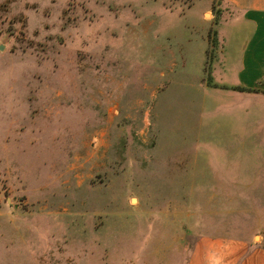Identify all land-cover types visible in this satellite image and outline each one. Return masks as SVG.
Listing matches in <instances>:
<instances>
[{
	"label": "rangeland",
	"instance_id": "1",
	"mask_svg": "<svg viewBox=\"0 0 264 264\" xmlns=\"http://www.w3.org/2000/svg\"><path fill=\"white\" fill-rule=\"evenodd\" d=\"M206 1L0 0V264H185L200 239H264L261 148H244V179H197L204 158L173 153L193 128L154 126L159 41L198 51L211 29L212 64L218 27H241L223 0L204 20ZM182 62L169 92L194 84Z\"/></svg>",
	"mask_w": 264,
	"mask_h": 264
},
{
	"label": "crops",
	"instance_id": "2",
	"mask_svg": "<svg viewBox=\"0 0 264 264\" xmlns=\"http://www.w3.org/2000/svg\"><path fill=\"white\" fill-rule=\"evenodd\" d=\"M223 1L234 10L232 16L227 14L226 19L236 20L241 27L237 30L218 27L222 45L215 54V63H208L211 29L198 33L203 43L198 51L188 49L186 53L180 45L173 48L170 36L165 39L169 45L162 44L161 40L159 43L155 41L159 44L156 45L157 53H163L161 59L165 61L168 58V61L164 65L167 73L161 70L160 79L155 77L153 80L154 99L160 100L156 105L158 118L154 126L185 127L187 122V127L193 128L194 135L192 129L189 130L191 143L187 144L186 141L178 153H173L182 159L192 158L190 163L194 165L200 164V157L204 158L201 164L206 167L199 170L195 168L197 179H244V176H238L245 174L244 148H261L260 153L264 155V0ZM206 2L202 6L204 20L206 16L214 18L212 6L215 0ZM247 29L249 35L237 68L234 73H230V59L224 63L227 48L235 44L236 37ZM186 43L189 45L192 41L187 40ZM195 52L200 56V64L197 68V64L195 66L199 71L196 75L192 71L189 74L185 69L190 67V58ZM177 57L183 61L182 76L185 77L181 80L183 83L193 81L194 84L186 91L169 92L165 82L168 80V71L176 72ZM207 76L212 78L211 83ZM162 77L167 80L163 82ZM171 117L177 120L180 117L182 124H175ZM185 147L187 152L183 151ZM218 157H222L221 160ZM259 169L260 173L264 172L262 167ZM263 242L262 238V241L252 246L247 240L200 239L191 255H186L185 264H264V247L259 246Z\"/></svg>",
	"mask_w": 264,
	"mask_h": 264
},
{
	"label": "water",
	"instance_id": "3",
	"mask_svg": "<svg viewBox=\"0 0 264 264\" xmlns=\"http://www.w3.org/2000/svg\"><path fill=\"white\" fill-rule=\"evenodd\" d=\"M3 47H1V49H2Z\"/></svg>",
	"mask_w": 264,
	"mask_h": 264
}]
</instances>
